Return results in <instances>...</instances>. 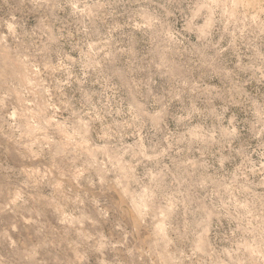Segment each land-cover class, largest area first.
<instances>
[{"label": "rangeland", "instance_id": "374dc122", "mask_svg": "<svg viewBox=\"0 0 264 264\" xmlns=\"http://www.w3.org/2000/svg\"><path fill=\"white\" fill-rule=\"evenodd\" d=\"M0 264H264V0H0Z\"/></svg>", "mask_w": 264, "mask_h": 264}]
</instances>
